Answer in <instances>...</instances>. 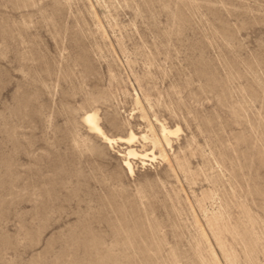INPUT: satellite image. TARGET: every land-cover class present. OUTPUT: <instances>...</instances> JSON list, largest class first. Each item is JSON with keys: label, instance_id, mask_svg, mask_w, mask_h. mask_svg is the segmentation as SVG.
<instances>
[{"label": "rangeland", "instance_id": "1", "mask_svg": "<svg viewBox=\"0 0 264 264\" xmlns=\"http://www.w3.org/2000/svg\"><path fill=\"white\" fill-rule=\"evenodd\" d=\"M0 264H264V0H0Z\"/></svg>", "mask_w": 264, "mask_h": 264}, {"label": "bare ground", "instance_id": "2", "mask_svg": "<svg viewBox=\"0 0 264 264\" xmlns=\"http://www.w3.org/2000/svg\"><path fill=\"white\" fill-rule=\"evenodd\" d=\"M97 116H98L97 112L87 113L84 117V120L89 125L91 130L97 132L103 138V140L105 142L112 145V143L116 139L108 136L105 133V131L98 124ZM160 129H161L160 135H158L156 133H153L152 136L145 134V135H143V139L145 142L151 141L153 143L154 148L159 146L162 150L161 156L163 158H167V152H166V149L164 146H171V144H172L171 135L177 133L178 130L180 129V127H178V126L177 127H170L164 123H160ZM136 138H137V136L134 134L133 131H131L129 137H125V138L120 137V140L126 141L130 145L128 151L126 152V158L123 161L124 166L128 169L130 174L135 172L134 165H133L131 159L136 158V157L146 158L149 155V153H147V152H144V153L139 152L135 147L132 146V144L136 140ZM153 155L156 156L154 153H153Z\"/></svg>", "mask_w": 264, "mask_h": 264}]
</instances>
